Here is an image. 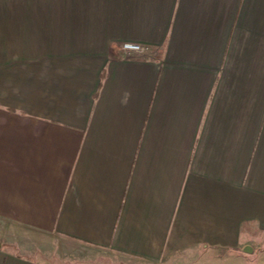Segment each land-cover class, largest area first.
I'll list each match as a JSON object with an SVG mask.
<instances>
[{
	"label": "crops",
	"instance_id": "obj_1",
	"mask_svg": "<svg viewBox=\"0 0 264 264\" xmlns=\"http://www.w3.org/2000/svg\"><path fill=\"white\" fill-rule=\"evenodd\" d=\"M0 264H264V0H0Z\"/></svg>",
	"mask_w": 264,
	"mask_h": 264
},
{
	"label": "built area",
	"instance_id": "obj_2",
	"mask_svg": "<svg viewBox=\"0 0 264 264\" xmlns=\"http://www.w3.org/2000/svg\"><path fill=\"white\" fill-rule=\"evenodd\" d=\"M121 49L126 53H131V52H141L144 50V47L138 43L134 42H123L121 44Z\"/></svg>",
	"mask_w": 264,
	"mask_h": 264
}]
</instances>
